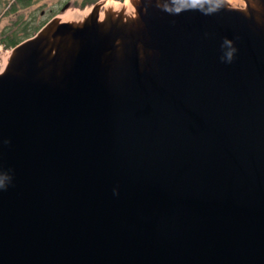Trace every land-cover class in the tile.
<instances>
[{"label":"water","instance_id":"water-1","mask_svg":"<svg viewBox=\"0 0 264 264\" xmlns=\"http://www.w3.org/2000/svg\"><path fill=\"white\" fill-rule=\"evenodd\" d=\"M91 6L0 74V264H264V19L137 0L121 35Z\"/></svg>","mask_w":264,"mask_h":264},{"label":"bare ground","instance_id":"bare-ground-1","mask_svg":"<svg viewBox=\"0 0 264 264\" xmlns=\"http://www.w3.org/2000/svg\"><path fill=\"white\" fill-rule=\"evenodd\" d=\"M108 1V2H107ZM129 1L131 2H135V7L136 8V4H137V0H125L123 2L122 1H118V0H105L104 1V5L105 7L108 6L107 8H105L104 10V15H100L98 16V20L101 21V23L104 25V21L105 19L102 20V18H108L110 19L111 24H109L110 26L112 25H117L120 24V29L118 28V25L115 27V31L114 34H118L117 32H120L121 35L123 34V29L129 33V32H133L135 29H139V21H135V17H136V10L134 9V12L132 14H125L128 13L132 10V5L129 3ZM225 2V6L228 8H234L239 10L240 12H243V14L249 16V18H251V20L257 25H259L261 22H258V18H256V15L259 13L258 9H257V3H261L260 5L263 7L264 9V0H236L235 3H231L229 0H223ZM240 1H243L242 3ZM107 2V3H106ZM239 2V3H237ZM109 6L112 7V9H114L113 11H111V9L109 8ZM122 10V11H121ZM82 12H86L84 11H78V10H74L71 12H68L65 15H60L59 18L62 20H67L68 22L74 23V24H78V23H83L84 20L82 21H71L69 20V15L73 14V13H82ZM90 13H88V16ZM104 16V17H103ZM263 19H264V13L262 15ZM261 17V19H262ZM117 18V19H116ZM88 19V17L86 18ZM114 19L116 20V22L114 21ZM133 19V20H132ZM257 19V20H256ZM257 21V22H256ZM262 21V20H261ZM127 24L128 26H131V28H127V26L125 25ZM106 27L105 29H103V27ZM103 27L100 26L99 31H103L107 32L108 30H110L111 27H107L106 25H104ZM117 31V32H116ZM124 31V32H125ZM142 31H141V36H142ZM68 43L70 44V48H72V52H68L66 59H62L59 58L58 53L62 50V49H66L67 47L65 44ZM75 44L76 42H71V41H63L62 43L60 42L59 45H53L52 46H46L44 48V50L42 51V53L44 54V56H38V62H37V76H40L42 78L46 77L47 73L48 74H52L56 68L58 69V71L60 70V67L63 65H67L70 63V58L73 56V54L75 53ZM120 45L116 46V52H120ZM41 53V54H42ZM32 53L30 52L29 55H31ZM15 55V50H10V51H6L3 54V64L2 67L0 69V74H4L5 71L8 70L11 61L13 60ZM2 56V54H1ZM52 57V58H49ZM36 66V67H37Z\"/></svg>","mask_w":264,"mask_h":264},{"label":"rangeland","instance_id":"rangeland-1","mask_svg":"<svg viewBox=\"0 0 264 264\" xmlns=\"http://www.w3.org/2000/svg\"><path fill=\"white\" fill-rule=\"evenodd\" d=\"M73 1H76V0H39L38 2L33 3L32 5H30L28 8H25V9L20 10V12L23 14V17L26 18V19L29 18V15L30 14H33L34 21L36 23H39L42 20L44 21L46 19H47L46 22L47 21L49 22L53 18L56 19V20H58L57 21L58 23L59 22H63V21H67V20L60 19L59 16L60 15L61 16L62 15H65L68 12H71V11H74V10H78V11H84L85 10L86 12L70 14L69 17H68L69 20H71V21H82V20L86 19L88 17L89 11L92 9V6L90 5V6H86L83 9H80L78 7H74V6L71 5L73 3ZM77 1L79 2L80 0H77ZM104 1L105 0H100V6L98 7V12H99V14L101 16L104 15V10H105V8L108 7V6L105 7ZM229 1L234 4L236 0H229ZM66 2L69 3V5H68V7L65 10L62 11L61 10V7ZM129 2H130V4L132 6L135 7V2H131V1H129ZM240 2L242 3L243 1H240ZM261 2H264V1H261ZM237 3H239V2H237ZM260 4L257 3V9H258L259 13L256 15V18H258V20L257 19L256 20L258 22H262L261 20H263V17L261 16L262 17V19H261V17H259V15L261 13L262 14L264 13V9H263V7ZM13 17L14 16L11 15V16H3L2 18H0V29L4 25H7L10 22V20L14 19ZM103 19H105V21ZM102 20L104 21V25H106L107 27H112V25L111 26L109 25L112 22V21H110V19H108V18H102ZM114 21L116 22L115 19H114ZM117 25H118V28L117 29H120V24H117ZM117 25H115V27ZM125 25L127 26L128 29L131 28V26H128L127 24H125ZM105 28L106 27L104 26L103 29H105ZM101 31H102V29H101ZM65 45L68 46L67 47V50L66 49H62L58 53L59 58L66 59L67 53L69 51L72 52V48H70L71 47L70 44L66 43ZM11 49L12 48H4L3 45L0 43V56L2 54V56H1V63H0V69H1L2 64H3V60H2L3 59V54L6 51H10Z\"/></svg>","mask_w":264,"mask_h":264},{"label":"trees","instance_id":"trees-1","mask_svg":"<svg viewBox=\"0 0 264 264\" xmlns=\"http://www.w3.org/2000/svg\"><path fill=\"white\" fill-rule=\"evenodd\" d=\"M39 0H0V18L3 16H14L7 25L0 29V43L4 48H12L20 41L35 34L36 31L46 22L42 20L39 23L34 21L33 14L26 19L20 10L28 8ZM98 0H80L73 1L71 4L80 9L90 6ZM122 1V0H118ZM67 3V2H66Z\"/></svg>","mask_w":264,"mask_h":264},{"label":"crops","instance_id":"crops-1","mask_svg":"<svg viewBox=\"0 0 264 264\" xmlns=\"http://www.w3.org/2000/svg\"><path fill=\"white\" fill-rule=\"evenodd\" d=\"M125 0H123V2H124ZM130 3V2H129ZM109 8L111 9V11H113L114 9H112V7L111 6H109ZM134 6H132V10L130 11V12H128V13H125V14H132L133 12H134ZM122 11V10H121Z\"/></svg>","mask_w":264,"mask_h":264},{"label":"built area","instance_id":"built-area-1","mask_svg":"<svg viewBox=\"0 0 264 264\" xmlns=\"http://www.w3.org/2000/svg\"><path fill=\"white\" fill-rule=\"evenodd\" d=\"M0 63H1V56H0Z\"/></svg>","mask_w":264,"mask_h":264}]
</instances>
